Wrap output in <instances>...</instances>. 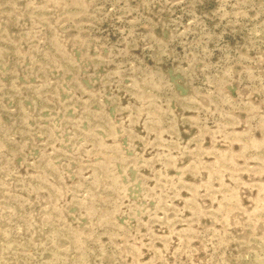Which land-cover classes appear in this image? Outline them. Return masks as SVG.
Segmentation results:
<instances>
[{
  "label": "rangeland",
  "instance_id": "374dc122",
  "mask_svg": "<svg viewBox=\"0 0 264 264\" xmlns=\"http://www.w3.org/2000/svg\"><path fill=\"white\" fill-rule=\"evenodd\" d=\"M0 264H264V0H0Z\"/></svg>",
  "mask_w": 264,
  "mask_h": 264
}]
</instances>
